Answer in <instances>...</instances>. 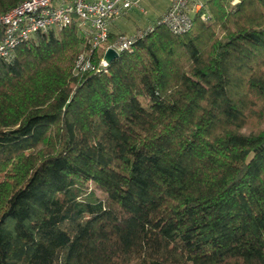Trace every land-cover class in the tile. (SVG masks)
<instances>
[{
	"label": "trees",
	"instance_id": "trees-1",
	"mask_svg": "<svg viewBox=\"0 0 264 264\" xmlns=\"http://www.w3.org/2000/svg\"><path fill=\"white\" fill-rule=\"evenodd\" d=\"M193 5L105 70L73 23L0 56V264H264V0Z\"/></svg>",
	"mask_w": 264,
	"mask_h": 264
},
{
	"label": "built area",
	"instance_id": "built-area-1",
	"mask_svg": "<svg viewBox=\"0 0 264 264\" xmlns=\"http://www.w3.org/2000/svg\"><path fill=\"white\" fill-rule=\"evenodd\" d=\"M190 0H170L166 11L157 19L173 34H183L192 27V18L187 11ZM132 0H23L0 14V56H6L17 45L27 41L37 32L61 29L75 24L82 33L85 49L79 52L74 61L73 73L105 70L102 57L107 48L117 54L127 50L152 27L147 24L131 34H116L109 39V25L127 11ZM203 8L195 3L193 11ZM144 12V10H142ZM202 19L206 14L202 13ZM98 53V63L92 61Z\"/></svg>",
	"mask_w": 264,
	"mask_h": 264
},
{
	"label": "rangeland",
	"instance_id": "rangeland-1",
	"mask_svg": "<svg viewBox=\"0 0 264 264\" xmlns=\"http://www.w3.org/2000/svg\"><path fill=\"white\" fill-rule=\"evenodd\" d=\"M133 4L127 11V14L118 17L114 20L110 27L113 31L123 32V34H131L137 30V27L143 28L156 19L157 5L161 3L157 0H132ZM144 10V12L142 11ZM162 15V14H161Z\"/></svg>",
	"mask_w": 264,
	"mask_h": 264
},
{
	"label": "crops",
	"instance_id": "crops-1",
	"mask_svg": "<svg viewBox=\"0 0 264 264\" xmlns=\"http://www.w3.org/2000/svg\"><path fill=\"white\" fill-rule=\"evenodd\" d=\"M158 2H160L161 3V0H157ZM163 1V0H162ZM194 2V4L195 3H205V1H207V0H190V2ZM138 2H139V0H138ZM169 2H170V0H164V2H163V4L161 5V6H158L157 5V8H158V10H157V12H156V18L159 16V15H161V14H163L165 11H166V9H167V7H168V5H169ZM129 10V9H128ZM127 10V11H128ZM193 11V10H192ZM112 23V22H111ZM111 23H110V25H111ZM110 25H109V31L111 32H114V33H118L119 32V30L118 31H113L112 29H111V27H110Z\"/></svg>",
	"mask_w": 264,
	"mask_h": 264
},
{
	"label": "water",
	"instance_id": "water-1",
	"mask_svg": "<svg viewBox=\"0 0 264 264\" xmlns=\"http://www.w3.org/2000/svg\"><path fill=\"white\" fill-rule=\"evenodd\" d=\"M118 56V54L111 48H107L103 54L102 57V62L105 65H108L109 63H111L116 57Z\"/></svg>",
	"mask_w": 264,
	"mask_h": 264
}]
</instances>
